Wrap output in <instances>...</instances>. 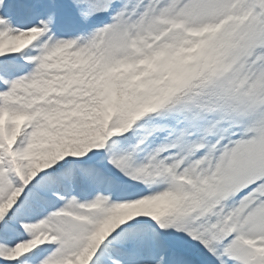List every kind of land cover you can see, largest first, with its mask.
Wrapping results in <instances>:
<instances>
[{"label": "snow or ice", "instance_id": "obj_1", "mask_svg": "<svg viewBox=\"0 0 264 264\" xmlns=\"http://www.w3.org/2000/svg\"><path fill=\"white\" fill-rule=\"evenodd\" d=\"M0 264H264V0H0Z\"/></svg>", "mask_w": 264, "mask_h": 264}]
</instances>
